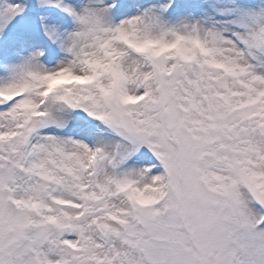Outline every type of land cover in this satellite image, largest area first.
Here are the masks:
<instances>
[{
	"label": "snow or ice",
	"instance_id": "6c2138e0",
	"mask_svg": "<svg viewBox=\"0 0 264 264\" xmlns=\"http://www.w3.org/2000/svg\"><path fill=\"white\" fill-rule=\"evenodd\" d=\"M0 264H264V0H0Z\"/></svg>",
	"mask_w": 264,
	"mask_h": 264
}]
</instances>
